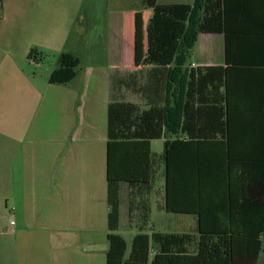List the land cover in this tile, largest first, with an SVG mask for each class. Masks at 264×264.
I'll list each match as a JSON object with an SVG mask.
<instances>
[{"label": "trees", "instance_id": "trees-1", "mask_svg": "<svg viewBox=\"0 0 264 264\" xmlns=\"http://www.w3.org/2000/svg\"><path fill=\"white\" fill-rule=\"evenodd\" d=\"M142 4L152 10L141 60L150 66L141 89L150 104L141 108L125 101L117 89L128 81L112 78L106 264H257L264 251V0ZM201 33L222 36L223 65L193 68L188 63ZM28 58L42 61L44 54L33 47ZM79 65L77 56L61 53L48 82H70ZM163 80V101L152 102L150 95ZM155 139H163L159 155L151 150ZM199 139L204 141L202 210ZM158 164L164 177L163 208L198 217L197 227L182 233L144 232L150 209L139 195L140 225L127 253L125 239L115 232L122 186L146 193ZM128 202L130 210V197Z\"/></svg>", "mask_w": 264, "mask_h": 264}, {"label": "crops", "instance_id": "crops-1", "mask_svg": "<svg viewBox=\"0 0 264 264\" xmlns=\"http://www.w3.org/2000/svg\"><path fill=\"white\" fill-rule=\"evenodd\" d=\"M111 56L106 69L91 68L79 85H71L80 76L78 73L70 82L59 84L63 87L54 89L49 83L45 90L34 88L20 76L0 95L4 108V127L0 131V227L1 221H9L4 229L0 228V264H92L98 252L106 264L107 107L112 78L123 77L124 67L122 51L118 55L116 49ZM209 56L206 60L215 61H199L191 67L223 65V46L214 59ZM131 73L134 77V71ZM164 86L165 80L162 87L156 86L158 92L150 95L152 102L163 101ZM122 91V87L117 89L121 97ZM125 101L139 105L134 100ZM149 104L147 99L145 107L139 106L147 108ZM53 114L58 119L50 130L43 121ZM196 147L202 210L204 141L197 140ZM160 165L146 193L122 186L118 229L135 228L131 224L125 227L123 219L133 216L139 195L148 201L149 221L154 212H168L163 208L164 177ZM4 207L9 210L8 215ZM185 216L192 224L182 232L194 230L198 217ZM164 223L165 229H170L171 218L165 216ZM150 226L155 230L153 223ZM80 245L91 246L95 251L81 257L77 253Z\"/></svg>", "mask_w": 264, "mask_h": 264}, {"label": "rangeland", "instance_id": "rangeland-1", "mask_svg": "<svg viewBox=\"0 0 264 264\" xmlns=\"http://www.w3.org/2000/svg\"><path fill=\"white\" fill-rule=\"evenodd\" d=\"M192 2L193 0H157L158 4ZM151 14L152 10L145 8L142 0H0V95L20 76L25 77L34 88L45 90L49 85L50 72L58 66L59 55L63 52H70L80 59L77 68L80 76L71 84L79 85L83 75L91 68L106 69L111 55L117 49L118 55L121 51L123 53L122 74L128 81L127 87L122 86L123 98L134 100L145 107L147 99L141 89L148 81L149 67L142 66L141 60L146 49V23ZM33 47L44 54L42 61L28 58V52ZM221 47L219 35L199 34L195 46L190 50L188 63L213 62ZM210 54V59L214 60H206ZM132 71L135 75L132 77L134 84L131 83L132 78L127 76ZM58 86L63 87L52 84L54 89ZM3 118L4 108L1 104L0 131L4 127ZM56 119L57 115H50L43 121V125L45 123L50 130L54 129ZM162 141H152L154 152L162 151ZM0 144L3 145V141L0 140ZM125 199L128 200V196ZM10 206L9 204L7 208ZM4 211L8 215L6 207ZM139 211L138 208L133 216L123 219L125 227L131 224L135 228H120L115 231L125 239L127 253L133 235L138 232ZM165 216L171 218L170 229H165ZM186 218L185 215L171 212H154L144 232L153 230L150 226L152 223L155 231L159 232L187 231L192 222ZM1 222L0 228L4 229L9 221ZM261 240L264 248V234ZM92 250L94 248L91 246L80 245L77 253L85 257ZM93 258L92 264H105L100 252ZM257 264H264V253H261Z\"/></svg>", "mask_w": 264, "mask_h": 264}, {"label": "built area", "instance_id": "built-area-1", "mask_svg": "<svg viewBox=\"0 0 264 264\" xmlns=\"http://www.w3.org/2000/svg\"><path fill=\"white\" fill-rule=\"evenodd\" d=\"M13 223H14L13 221L10 222V224H13Z\"/></svg>", "mask_w": 264, "mask_h": 264}]
</instances>
